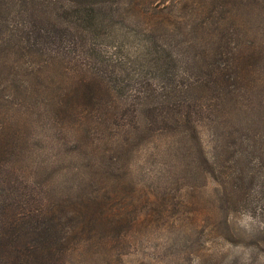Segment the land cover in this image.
<instances>
[{"label": "rangeland", "instance_id": "374dc122", "mask_svg": "<svg viewBox=\"0 0 264 264\" xmlns=\"http://www.w3.org/2000/svg\"><path fill=\"white\" fill-rule=\"evenodd\" d=\"M109 1L116 2L111 35H118L91 40V56L72 49L74 66L54 68L44 82L23 70L15 78L7 69L1 74L0 97L11 103L0 101V122L19 152L11 164L20 192L61 213L70 239L63 264H264L263 174L242 186L248 204L237 207L184 126L173 131L168 115L154 120L182 96L183 84L203 74L202 58L210 61L219 30L202 26L203 13L182 8L199 0ZM244 21L236 40L264 49V17ZM109 58L105 67L101 59ZM92 67L103 72L94 105L75 82L76 71L92 76ZM186 92L191 99L203 94L197 86ZM252 100L215 132L202 123L199 149L215 148L222 159L225 132L259 134L264 87ZM218 139L224 143L214 147Z\"/></svg>", "mask_w": 264, "mask_h": 264}, {"label": "trees", "instance_id": "16d2710c", "mask_svg": "<svg viewBox=\"0 0 264 264\" xmlns=\"http://www.w3.org/2000/svg\"><path fill=\"white\" fill-rule=\"evenodd\" d=\"M114 3L109 0H0V77L5 69L12 78L23 70L28 77L44 82L54 68L63 67L66 62L74 66L79 55L72 56V49H83L84 55L91 56L88 50H91V40L115 33L110 25L116 12ZM187 4L182 7L184 10L207 16L202 26L213 25L219 30L217 42L210 61L206 63L208 58H202L203 74L193 84L190 81L183 84L182 96L174 98L169 108L159 112L162 115L154 120L165 122L169 119L165 115L171 116L176 126L173 131H179L183 125L213 180L223 187L230 201L237 199V207L241 203L242 208H247L248 188L242 186H248L257 173L263 174L264 179V126L253 136L246 133L236 137L225 132L223 138L229 144L222 147V159L215 148L214 152L199 149L198 141L201 146L202 123L217 131L222 121L226 124L238 112L235 108L244 105L249 108L254 103L256 89L264 87L263 46L256 42L243 43L242 38L236 40L235 34L237 28L245 30V16L264 17V0H199ZM148 47L145 44L147 55ZM101 60L105 67L114 61L112 58ZM89 75L92 76L76 71V89H83L85 101H92L94 105L97 91L93 88L103 87V72L92 67ZM88 80L91 83L87 89ZM195 86L203 94L193 99L186 97L190 96L186 91ZM0 94L3 95L2 86ZM0 101L11 103L7 96L5 99L1 96ZM61 102L65 107L66 102ZM77 107L66 110L70 113ZM241 129L248 132L246 127ZM6 130V124L0 122V264H63L62 260L67 257L63 252L69 249L70 239L66 237L68 232H64L61 213L41 198L20 192L21 178H16L11 164L12 157L18 158L19 152ZM219 142L224 143L218 139L214 147Z\"/></svg>", "mask_w": 264, "mask_h": 264}]
</instances>
